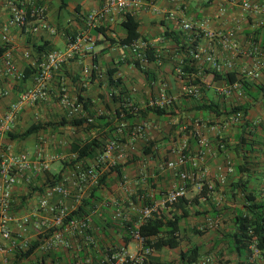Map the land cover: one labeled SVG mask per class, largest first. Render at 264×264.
Segmentation results:
<instances>
[{"label": "crops", "instance_id": "crops-1", "mask_svg": "<svg viewBox=\"0 0 264 264\" xmlns=\"http://www.w3.org/2000/svg\"><path fill=\"white\" fill-rule=\"evenodd\" d=\"M13 1L0 0V49L7 48L4 54L11 56L19 74L24 73L29 66L36 65L38 57L32 52L34 45L50 42L48 47L63 51L72 44L71 37L77 39L81 35L100 42L98 45L91 43L90 39L82 42L73 59L52 72L46 83L47 94L52 98L59 99L62 91L75 101L78 96L83 97L86 107L82 108L79 117L95 122L96 127L86 134L69 126L60 127L58 124L61 119L68 118L67 111L61 105L60 99L54 102L48 96L42 103L25 106L9 125V130L0 132V158L27 154L32 160L45 161L49 166L46 172L36 171L28 178H19L11 190L12 213L18 218L31 215V219L25 228L16 224L10 227L13 241H5L0 236V264H15L22 252L36 242L40 246L43 238L54 229L52 206L55 200L49 202L47 210L40 211L39 203L51 181L57 176H61L60 184L72 193L65 201V205L71 210L76 211L82 200L89 195L92 188L85 187L82 196L79 195L77 171L66 167L64 164L66 161L60 162L67 156L61 155V149H69L70 144L77 139L95 137L103 139L110 136L104 143L114 140L119 145L115 157L112 156L115 153L102 157L104 152L100 156L103 158L99 168L100 174H106L110 167L117 165L120 166V176L116 173L107 176L105 185L97 191V196L93 200L95 204L93 211L87 214L93 242L87 243L68 234L65 236L70 244L68 248L60 245L51 251L41 252L38 246L31 256L17 264H102L103 260L120 250L134 256L142 246L128 236L127 228L120 223L129 222L132 218H138L139 222L141 211L148 201L157 206L158 212L164 216L170 218L174 215L181 218L178 248H165L151 255L162 262L176 263L180 255L191 248L184 243L185 234H194L195 230L208 228L207 220L215 215V209L240 208L237 204L243 200L242 194L232 186L241 177L247 181L248 193H252L258 199L264 198V92L256 90L258 86L264 87V65L256 67L257 62L264 63L262 59L264 54L258 55L257 58L254 55H247L254 47L261 52L264 51V13L255 15L244 11L241 7L243 0H140V4L128 12L139 22L141 39L147 40L154 49L156 62L149 64L141 61L140 57L133 56L127 48L110 45L99 33L95 37H90L95 27L89 28L86 16L100 9L103 6L102 0H65V7L61 0H31L45 7V23L51 31L42 29V23L38 20L29 21L21 28L10 25L9 10ZM250 1L264 8V0ZM123 14L124 12L112 9L96 27L107 28L106 35L109 38L116 40L123 38L124 31L121 27ZM186 23L195 26L203 23L206 31L230 34L235 50H226L218 39H207L202 33L183 31L182 26ZM167 30L181 34V45L186 44L188 48L196 42L205 54L213 53L225 71H233L243 76L252 96H248L242 89L232 91L229 96L220 93V89L228 88L223 81L204 87L198 98L183 94L182 86L186 81L177 74L182 58L187 55L188 50H180V46L171 38L164 37ZM89 48H92L91 53L87 51ZM203 57L202 53L200 59L196 60L200 76L204 68H209L203 62ZM94 58L97 60L96 65L93 63ZM133 60L140 61V69L127 63ZM86 68L90 71L94 69L95 77L90 78L91 72L89 76L86 75L84 73ZM113 68H116L114 78L121 79L119 86L108 85L107 71ZM144 71L150 74L151 81L146 79ZM252 71H257L259 76L247 77ZM20 77H0V91L8 92V96L0 98V121L20 94L34 86V78L22 83L18 81ZM121 90L123 91L121 99L125 103L128 102L127 107L133 106L135 110L150 108L151 102L162 97L176 99L177 109L172 110V114L161 117L147 115V121L143 123V132L134 134L131 131L128 137V128L134 130L140 124L138 119L129 125L118 123L121 118L117 117V109L121 101H114L111 95H119ZM212 103L218 106L221 113L233 106H248L244 120L252 123L255 128L251 130L252 135L247 136L249 142L247 150H239L236 146V138L241 133V123L227 124L228 120H225L224 115L217 117L215 113L201 109V106ZM44 115L52 120L59 118V121L54 123L47 119L48 122H44L42 119ZM27 120L31 121L30 125L40 122L54 123V126L32 135L23 142L10 140L7 134L24 132L28 127L23 129L21 125ZM212 122L214 125L209 126L208 123ZM177 123L179 127L176 128ZM121 124H124L123 131L126 132V136L118 134ZM113 127L116 128L114 139L109 132ZM64 134L71 135L68 147L61 141V138L66 137ZM196 134L209 141L210 149L205 153L204 160L198 163L197 167L188 162L174 171L165 169V163L177 160L180 153L175 142L186 141L187 148L182 152L190 159H197L200 148ZM50 135L59 140L55 142L54 151L45 152L46 139ZM220 140L230 147L218 150L217 144ZM150 143L154 144L151 154L145 155L143 148H148ZM244 156L246 162L242 161ZM70 158L71 155L68 163ZM95 161L96 159L92 158L83 163L91 166L96 163ZM244 163L246 173H237L235 167ZM202 165L208 169L205 178H199V168ZM228 166L233 169L230 174L226 172ZM182 171L195 174L197 177L186 183V197L179 205L161 206L165 195L181 184L178 173ZM205 185H213L214 192L203 196L202 187ZM133 197L136 202H132ZM222 201L226 203H221ZM232 210L221 211L219 214L218 219L226 223L222 228H226L230 222ZM35 212L37 216H33ZM117 212L121 214L120 219H114ZM117 220L121 221L114 222ZM36 223L43 225L36 227ZM214 237L220 239L217 235ZM208 248L210 250L211 244ZM164 254H169L173 259L165 260Z\"/></svg>", "mask_w": 264, "mask_h": 264}, {"label": "built area", "instance_id": "built-area-1", "mask_svg": "<svg viewBox=\"0 0 264 264\" xmlns=\"http://www.w3.org/2000/svg\"><path fill=\"white\" fill-rule=\"evenodd\" d=\"M103 6L96 10L92 11L87 15V23L89 28L96 27L101 23L106 16L110 13L112 9L119 12H128L132 11L133 8H136L140 4V0H102ZM241 7L244 11L250 12L252 14L258 15L264 13V8L258 4L252 3L250 0H243ZM10 25L15 27H24L28 24L29 21L38 20L40 21L41 28L47 31H51V28L45 23L46 9L44 6L37 4L34 1H24V0H14L10 4ZM183 31L185 32H195V34H203L207 39L213 40L218 39L220 43L226 50L234 51L235 46L231 41L230 34L216 33L206 31L205 24L201 23L198 25H192L186 23L182 26ZM87 36H79L76 41L63 51H53L45 54L42 59L36 63L38 68V73H36L34 78L33 88L20 94L18 100L12 103L7 113L3 116L0 121V132H7L9 130V125L13 123L15 118L18 116L20 111L27 105H35L38 103L44 102L47 97L46 83L51 78L52 72L58 70L63 65L69 63L74 54L79 50L80 44L82 42H87ZM148 43L143 40L135 41L131 46L126 47L129 49L131 54L136 57H140L141 61L144 62L143 56L147 49ZM92 52V48L87 50ZM204 54L203 62L211 69L216 70L217 72H224L223 65L218 61L216 56L213 53H206L201 51V49L196 46L194 58L199 60L201 54ZM264 54V51L261 52L258 48H253L252 51L247 52L249 56H255ZM264 59V56H262ZM0 77H20L21 74L16 69L15 64L12 61V58L9 54H4L0 57ZM264 65L262 62H257L256 67ZM90 70L88 68L84 69V73L89 76ZM179 73V72H178ZM259 76L257 71H252L247 74V77L257 78ZM241 89L240 84H234L228 86V88L220 89V93H224L229 96L232 91ZM182 93L186 96L198 98L200 96V88L198 86H182ZM8 96L7 91H0V98ZM239 96L241 93L239 92ZM59 99L61 105L67 111L68 118L78 117L82 111V104H78L77 101L72 100L65 91L60 92ZM171 98L162 97L156 101L150 103V107L165 108L169 107L172 103ZM91 122V120H88ZM242 122V114L238 113L232 115L228 120L227 124H239ZM124 126L120 125L118 128V133H121ZM144 130V126H137L134 134H140ZM198 138L199 152L197 159L188 158L182 150L187 148V142L183 141L181 144L180 153L177 160H171L165 163V169L167 170H177L179 167H182L188 162H191L194 167H197L198 163H201L204 160L205 153L209 151V141L207 138L202 137L201 135L196 134ZM119 145L115 141H111L107 144L104 151V156H109L116 150H118ZM218 150L224 149L223 143L217 144ZM99 157L96 160L94 165H91L87 168H83L81 164L75 166L77 171V181H78V190L79 195L82 196L84 193L83 188H94L98 185L99 174L100 172L96 170L95 165H101L103 158ZM74 158V156H72ZM49 166L45 161H34L27 154H21L17 156H9L0 158V236L5 241H13L10 227L14 224L18 225L21 228H25L30 223V216H22L18 218L15 214L12 213V188L17 184L19 178H28L31 176V173L36 171H48ZM227 174L233 172L231 166H228L226 169ZM179 179L181 184L176 188H173L169 191L161 202V206L167 207L176 204L180 199L186 197L187 188L186 183L188 181H193L197 177L195 174L188 172H179ZM208 175V169L202 165L199 168V178H205ZM208 194L214 192L213 185H208ZM72 196L71 191L66 188L63 184L50 185L42 200L39 203V210H47L50 205V201L55 200L54 206H52L53 218H52V227L53 232L49 236H45L39 250L41 252H48L54 249L57 246L63 245L66 248L69 247V242L66 239V235L70 234L75 238H80L87 243L93 242V237L90 233V223L89 219L86 218H71V210L68 206L65 205V201ZM38 212V211H37ZM37 212L33 216H37ZM158 207L152 205L150 207H145L141 211L140 223L145 219L150 218L154 214H158ZM121 214L117 212L114 216V219H120ZM217 221L207 220L208 228L217 227ZM43 223H36V227L42 226ZM132 237L138 241L142 248L134 256L127 255L123 250H120L117 254L111 255L105 260L102 261V264H143L148 256L152 255L153 250L150 248H143V240L137 234L133 233ZM249 249L251 250L250 261L252 264H264V255L262 251L257 247L256 241L253 242ZM198 264H213V261L210 257H205Z\"/></svg>", "mask_w": 264, "mask_h": 264}, {"label": "trees", "instance_id": "trees-1", "mask_svg": "<svg viewBox=\"0 0 264 264\" xmlns=\"http://www.w3.org/2000/svg\"><path fill=\"white\" fill-rule=\"evenodd\" d=\"M62 5L65 7L66 2L65 0H61ZM41 5V4H40ZM124 20L121 22V27L124 31V37L120 39H113L109 38L106 35L107 28L104 27H95L93 34H91L90 37H95L98 33L105 37L106 41H109L110 45H118L119 47H129L131 46L135 41L137 40H143L148 43L147 40L141 39V35L139 33V22L135 19V17L129 13L124 12ZM87 18V16H86ZM97 26V25H96ZM164 37L171 38L176 45L180 46V50L185 51L188 50V53L186 56L182 58V62L180 64L179 68V77L184 79L185 85L187 86H198L200 88V92L204 90V87L211 86L213 83H216L218 81H223L227 86H231L234 84H240L241 89L247 93L248 96H252L251 92L249 91L250 88L248 87V84L246 81H244L243 76L238 75L236 72L233 71H224V72H217L216 70H213L211 68H204L203 74L200 76L198 68H196V60L194 58L195 53V47L197 46L196 42L192 43V46H189L186 48V44H182V38L181 34L175 33L172 31H165ZM90 39V38H88ZM71 43H74L76 39L74 37H71L70 39ZM91 43H95V45H98L96 40H91ZM50 42H46L43 45H34L32 46V52L35 54L34 56L38 57V61H40L41 56L45 55L49 52L57 51L53 50L48 47ZM7 50L6 47H3L0 49V57L3 56L4 52ZM144 61L147 63H155V52L153 47L148 43L147 49L143 56ZM94 65H96L97 60L93 59ZM129 65H133L134 67L140 69V61L139 60H133V61H127ZM95 70H91L90 78L95 77ZM36 73H38V68L36 65L29 66L24 73L21 74V77L18 79V81H21L22 83L27 82V80L31 78H35ZM116 73V68L110 69L107 71V82L109 86H119L121 84L120 78H114V74ZM144 75L146 76V79L148 81H151L150 74L147 71H144ZM258 92H264V87L258 86L256 89ZM123 91L119 93V95L112 94V98L114 101H121V104L119 108L117 109V117H120L121 120L118 123H126L131 124L135 119H138V123L143 126V123L147 121V115L154 114L156 116H164L167 114H172L173 108L170 110L168 107L165 108H158V107H150L144 110H135V108L127 107L128 102H124L123 99H121V94ZM77 103L82 104V108L86 107V102H84L83 97L78 96ZM125 104V106H124ZM121 109V111L119 110ZM202 110L210 111L212 113H215L217 117H220L222 115L225 116V120H229L232 115L235 114H242V122L240 124L241 127V133L237 136V148L239 150H247L249 147V142L247 140V136H251L252 132L251 130H254L255 126L252 125V123H249L245 119V116L247 115L248 106L247 105H238L233 106L230 109H225L224 112H220L218 109V106L215 104L210 105H203L201 106ZM169 110V111H168ZM54 123H34L30 125L24 132L18 133V134H7L10 140L16 141V142H23L27 140L32 135H35L39 133L42 130L47 129L48 127H53ZM121 124V125H124ZM60 127L62 126H69L74 128L76 131L79 132H90L92 131L96 126L95 122H89L87 118H80L74 117V118H62L61 121L58 124ZM139 125V126H140ZM209 126H213L214 123H208ZM134 129V128H133ZM136 129V128H135ZM135 129L132 130V128H128L127 136L129 137L131 135V131L135 132ZM112 139H114V133L116 132V128H112L110 131ZM120 135L126 136V132L122 130L121 133H118ZM110 136L105 137L103 139L101 138H93V139H77L74 140L70 144L69 148V154L71 156H74V158H70V162H64L66 167L75 169V166L77 164H82L83 168H87L89 166H86L84 163L89 159H96L103 154V152L106 149V146L108 144L104 143L107 139H109ZM122 140V139H121ZM124 140V139H123ZM114 141V140H112ZM111 142V141H110ZM116 142V141H115ZM219 143L224 144V149L230 147L229 145H226V143L223 140L218 141ZM152 146H154L153 143L149 144L148 148H143V153L145 155L151 154ZM242 161L246 162V157L244 156L242 158ZM84 162V163H83ZM96 162V161H95ZM96 170L99 171L100 165H95ZM120 166H112L109 168L108 172L106 174H99V182L98 185L89 191V195L82 200L80 206L77 208L76 211H72L70 214L71 218H86L87 214L90 211H93L94 209V203L93 200L97 196V191L105 185L107 176L116 173L118 176H120ZM235 171L237 173H246L245 163L242 165H237L235 167ZM56 178V177H55ZM61 181V176H57L54 181H51V186L55 184H59ZM49 185V186H50ZM48 186V187H49ZM234 189L238 190L242 194L243 200L241 201L240 208H236L235 210L232 208L224 207L222 210H214V216L212 217L213 220L217 219L221 211H231L232 210V217L230 219L231 223V230L230 232H227L226 234L222 235L220 239H216L211 243L210 250H214L215 248H218L222 244H226L229 250L236 255L237 264H252L250 261L251 258V250L249 249L250 245L256 241L257 247L262 251V255H264V198L258 199L257 196L253 195L252 193H248L247 190V181L241 177L236 184L232 186ZM187 188V185H186ZM208 186L205 185L202 187V195L206 196L208 193ZM184 199V198H183ZM132 202L135 201V197L132 198ZM183 201L180 199L176 204L179 205ZM145 207H150L153 205L151 202H146ZM138 218H132L129 222H123L121 221L120 225L127 228L126 233L129 237H132L133 233H137L143 240V248H150L153 250V252H161L163 249H176L178 248L180 244V229L179 224L181 221L180 217L172 216L168 218L167 216H164L161 213L154 214L150 218L145 219L142 223L138 222ZM113 221V220H112ZM119 220L114 222H120ZM111 223V222H110ZM119 224V223H118ZM53 230L49 235H51ZM195 234H201L199 231H194ZM47 235V236H49ZM133 238V237H132ZM44 239V238H43ZM39 243L36 242L29 246V248L22 252L21 255L18 257V259L15 261V264H17L19 261H21L24 258H28L31 256L34 251L38 248ZM202 249L200 246H194L186 253H183L179 257V261L176 263H166L160 261L156 257H152L151 255L147 257V259L143 262V264H198L200 262V259L202 258ZM240 260H243L242 262ZM129 264V263H128Z\"/></svg>", "mask_w": 264, "mask_h": 264}, {"label": "rangeland", "instance_id": "rangeland-1", "mask_svg": "<svg viewBox=\"0 0 264 264\" xmlns=\"http://www.w3.org/2000/svg\"><path fill=\"white\" fill-rule=\"evenodd\" d=\"M85 36V35H83ZM178 76V74H177ZM179 77V76H178ZM182 92V91H181ZM48 96H50L48 94ZM50 100L54 101V102H57L59 99L57 97H49ZM176 99L172 101L171 105L168 107V109H172L173 110H176L177 109V105H176ZM46 115H44V117L42 118L44 122H48L47 119H50L49 121L51 122H54V123H57L59 121V118H57L58 120H52V118L50 117H45ZM56 121V122H55ZM181 121V120H180ZM31 124V121L30 120H27V121H24L21 125V128L25 129L26 127H29ZM176 128L179 127L178 123L175 124ZM230 126V125H229ZM174 127V126H173ZM230 128V127H229ZM232 128V126H231ZM175 131H177V129H175ZM70 133V131H69ZM86 134V132H84ZM165 134V133H163ZM177 133H175L174 135L176 136ZM64 136H66L65 138H61L65 144V146H69V142L71 140V135L70 134H64ZM59 140V139H56L54 137H52V135H50L47 139H46V147H44L45 149V152H50V151H54V146H56V141ZM176 143V149H181V144H182V141H179V142H175ZM44 145V144H43ZM61 155L64 156L65 154L68 156H66L63 160H60V162H63V161H66L68 162V158H69V149H66V150H62L61 149ZM115 153V152H113ZM117 153H115L114 155L112 154V156H116ZM221 203H226L224 201H222ZM241 205V202L239 204H237V206L239 207ZM211 220H213V218H210ZM215 219L214 221H217V227H214V228H203L202 230H200L199 232H201V234H185L184 236V243H187L188 246H190L191 248L194 247V246H200L201 249H202V258L200 259V261L202 259H204L205 257H210L213 261V264H237V259H236V256H235V253L231 252L229 250V248L227 247L226 244H222L221 246H219L218 248H215L214 250H208L209 248V244H211L215 239L214 236H219L220 235H224L226 234L227 232H230L231 230V223L229 222L226 226V228H222L224 226V224H226L224 221L222 220H219ZM230 221V219H229ZM225 227V226H224ZM213 238V239H212ZM212 239V240H210ZM202 244V245H201ZM190 248V249H191ZM164 258L165 260H171L173 259V257L169 254H164ZM261 264V263H260Z\"/></svg>", "mask_w": 264, "mask_h": 264}]
</instances>
